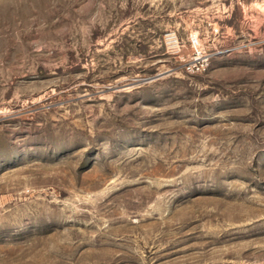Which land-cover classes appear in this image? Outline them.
<instances>
[{"label": "rangeland", "instance_id": "rangeland-1", "mask_svg": "<svg viewBox=\"0 0 264 264\" xmlns=\"http://www.w3.org/2000/svg\"><path fill=\"white\" fill-rule=\"evenodd\" d=\"M0 264H264V0H0Z\"/></svg>", "mask_w": 264, "mask_h": 264}, {"label": "built area", "instance_id": "built-area-1", "mask_svg": "<svg viewBox=\"0 0 264 264\" xmlns=\"http://www.w3.org/2000/svg\"><path fill=\"white\" fill-rule=\"evenodd\" d=\"M189 43L193 48L190 58L185 61V70L187 72H201L205 70L210 63V54L203 50L201 37L197 32L191 33Z\"/></svg>", "mask_w": 264, "mask_h": 264}]
</instances>
